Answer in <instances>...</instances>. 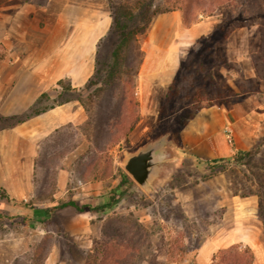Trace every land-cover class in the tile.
Returning <instances> with one entry per match:
<instances>
[{
  "label": "rangeland",
  "instance_id": "rangeland-1",
  "mask_svg": "<svg viewBox=\"0 0 264 264\" xmlns=\"http://www.w3.org/2000/svg\"><path fill=\"white\" fill-rule=\"evenodd\" d=\"M205 1L204 9L213 15L206 19L200 15L199 23L211 20L217 25L224 12L235 17L242 11L246 16L264 11V0H222L220 7ZM23 4L34 9V14L12 19L15 8ZM111 13L110 0L0 2V14L6 15L0 27L15 24L60 29L54 37L61 43L56 44L54 52L60 57L63 74L73 69L77 75L62 79L63 84L55 89L61 90L57 100L64 103L78 97L83 107L78 123L66 125L51 136L55 142H48L45 149L49 153L37 163L31 196L17 199L0 189V264H87L90 251L112 227L119 230L120 238H131V247H140L132 259L130 250L125 251L129 264H212L219 250L233 245L252 251L251 264H264V223L258 215L264 197V114L255 117L256 129L244 132L249 146L242 151L252 153L247 167L254 180L246 178L235 165L210 171L208 158L191 145L190 137L201 131L184 129L185 123L203 109L244 101L245 95L237 94L236 84L240 86L251 74L230 61L227 44L224 49L218 46L207 52L205 57L210 58L199 59L203 39L185 44L184 29L189 27L183 25L181 11L158 15L140 38L144 60L138 78L128 84L139 103L134 113L138 123L108 152L113 176L99 182L84 181L77 170L71 169L94 146L91 113L83 101L91 103L89 96L95 88H88V83L95 75L96 61L104 68L112 60L115 38L109 34ZM199 13L202 10L197 8L195 15ZM154 28H158V34L151 36ZM239 29L244 31L241 38L250 41L246 46L250 49L244 53L253 61L256 75L250 79L257 83L241 90L259 91L264 102V20L234 31ZM45 35L40 34L36 41ZM36 41L30 44L27 39L16 46L26 56L37 46ZM7 57L13 59L0 46V60ZM230 134L229 142L221 136L224 155L236 148L235 133ZM163 137L167 138L166 162L150 190H143L132 178V183H124L119 171H125L126 156ZM61 170L69 174L64 186L60 184ZM53 201L54 206H40L41 202ZM70 201L79 209L58 208ZM6 202L13 204L12 216L5 213Z\"/></svg>",
  "mask_w": 264,
  "mask_h": 264
},
{
  "label": "crops",
  "instance_id": "crops-1",
  "mask_svg": "<svg viewBox=\"0 0 264 264\" xmlns=\"http://www.w3.org/2000/svg\"><path fill=\"white\" fill-rule=\"evenodd\" d=\"M28 8V4L15 8L12 19L25 17L26 14L31 17L34 9ZM1 18H6V15L0 14V20ZM214 24L211 20H204L185 28V44L207 35L214 28ZM55 27L40 29L38 26H28L22 28L15 24L11 27H0V46L6 48L7 54L13 58L8 59L7 57L5 61L0 60V189H3L7 195L16 196L17 199H25L33 193V178L38 168L37 163L43 159V155L49 153L45 147L49 141L52 142L53 137L51 136L66 125L78 123L79 116L82 117L83 107L79 106L78 97L70 98L64 103L57 100L61 95L60 89L55 90L59 87V82L65 76L77 75V71L70 69L71 72L63 74L64 68L59 61L60 57L58 58L54 52L58 48L56 44L61 43L54 37L60 30ZM242 29L229 35L227 55L230 61L243 67L245 73L251 74L250 77L246 76L245 80L243 79L240 86L236 84L237 94L245 95L246 99L239 101L237 105L226 104L203 109L184 127L185 130L194 127L201 131L190 137L191 145L194 146L196 152L202 153L208 160L230 158L236 151L246 150L249 145L246 139L248 136L246 137L244 132L256 129L255 117L264 114V102L260 100L261 93L259 91L243 93L241 90V88H249L251 84H257L250 79L256 75V71L252 59L244 53L249 51L250 48L246 46H249L250 41L247 38H241V34L244 33ZM247 31L252 32L248 28ZM40 34H47V37L45 35L39 42L36 40ZM52 34H54L53 37H51ZM157 34L158 28H154L151 36ZM27 39L30 44L33 40L38 44L32 48L31 52H28V55L24 56L16 45L26 42ZM155 44L162 48L160 42H155ZM45 50H50V52L45 54ZM248 67L251 68L249 71ZM261 89L264 91L263 86ZM35 110L41 111L40 114L25 118ZM20 119L24 120L18 122ZM230 133H235L236 148L232 147L229 152L227 151L228 154L224 155L220 145L221 136L222 139L223 135L226 136L229 142ZM253 134L250 135L254 136ZM53 142H55L54 139ZM68 177V172L61 170L60 184L66 185ZM54 204V201L41 202L40 206L47 207L54 206ZM13 209L12 203H5L7 216L13 215Z\"/></svg>",
  "mask_w": 264,
  "mask_h": 264
},
{
  "label": "trees",
  "instance_id": "trees-1",
  "mask_svg": "<svg viewBox=\"0 0 264 264\" xmlns=\"http://www.w3.org/2000/svg\"><path fill=\"white\" fill-rule=\"evenodd\" d=\"M157 1L110 0L112 24L109 34L115 38V46L111 53L112 60L104 68L99 60L96 61L95 75L88 83V88H95L89 96L91 103L83 101L85 108L91 113L90 124L92 125L94 146L89 148L85 155H81L76 169L71 167L73 171L77 170L84 181L99 182L113 176L112 160L108 152L127 138L138 123V117L134 118V113L135 110L137 111L139 103L136 100L135 91L129 90L128 84L134 82L139 76L145 56L140 45V38L148 32L153 20L163 13L181 11L183 25L191 27L193 24L199 23L200 15L203 19L213 15L212 12L204 9L205 0H164L159 5L156 4ZM209 1L220 7L222 0ZM197 8L202 10L198 16L195 15ZM223 14L222 22L215 25L211 32L202 37L203 45L201 49L199 48L202 52L197 55L199 59L210 58L205 57V54L218 46L224 49L229 35L236 28L253 25L257 20H264V11L252 14V16H246L243 11L235 17L228 16V12ZM59 84H63V82L60 81ZM130 110H134V112H130ZM40 112L35 110L25 118L38 115ZM23 120L20 119L18 122ZM189 122L190 120L185 123L184 127ZM251 157L252 153L238 150L230 157L231 159H209V170L217 171L219 168L220 171H224L227 166L235 165L241 168L246 178L254 180L253 173L247 167ZM220 162L225 164L216 167L215 164ZM232 171L236 173V168L234 167ZM119 176L124 183H132L131 177L121 169ZM67 207L79 209L74 201L62 203L58 208ZM258 215L264 223V197L259 203ZM118 231L115 227L105 231L104 238L97 242L90 251L87 264H129L128 259L124 258V255H127L125 251L130 250V258H133L135 252L140 251V247L137 249L131 247L132 245H129L132 243L131 238L125 240L120 238ZM252 260L251 250L242 251L239 246L233 245L219 250L212 264H251Z\"/></svg>",
  "mask_w": 264,
  "mask_h": 264
},
{
  "label": "water",
  "instance_id": "water-1",
  "mask_svg": "<svg viewBox=\"0 0 264 264\" xmlns=\"http://www.w3.org/2000/svg\"><path fill=\"white\" fill-rule=\"evenodd\" d=\"M167 138L141 148L126 156L123 162L125 172L145 191H149L154 180L166 162L165 146Z\"/></svg>",
  "mask_w": 264,
  "mask_h": 264
}]
</instances>
